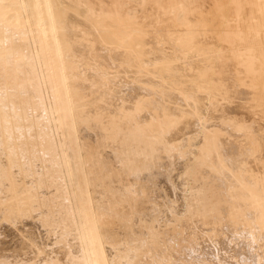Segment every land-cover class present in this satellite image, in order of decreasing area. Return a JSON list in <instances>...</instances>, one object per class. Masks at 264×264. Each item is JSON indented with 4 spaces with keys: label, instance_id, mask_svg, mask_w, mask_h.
I'll return each mask as SVG.
<instances>
[{
    "label": "bare ground",
    "instance_id": "6f19581e",
    "mask_svg": "<svg viewBox=\"0 0 264 264\" xmlns=\"http://www.w3.org/2000/svg\"><path fill=\"white\" fill-rule=\"evenodd\" d=\"M0 264H264V0H0Z\"/></svg>",
    "mask_w": 264,
    "mask_h": 264
}]
</instances>
